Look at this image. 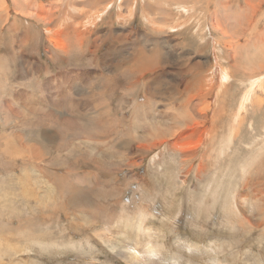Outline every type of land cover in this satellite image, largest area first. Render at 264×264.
Returning a JSON list of instances; mask_svg holds the SVG:
<instances>
[{"label": "rangeland", "instance_id": "1", "mask_svg": "<svg viewBox=\"0 0 264 264\" xmlns=\"http://www.w3.org/2000/svg\"><path fill=\"white\" fill-rule=\"evenodd\" d=\"M176 2L0 0V264H264V0Z\"/></svg>", "mask_w": 264, "mask_h": 264}, {"label": "crops", "instance_id": "2", "mask_svg": "<svg viewBox=\"0 0 264 264\" xmlns=\"http://www.w3.org/2000/svg\"><path fill=\"white\" fill-rule=\"evenodd\" d=\"M91 75L94 78V84H92L90 88H86V91L88 92L91 90L90 96L85 101L86 107L90 106L92 111H100L101 118L103 120H107L109 122L114 119L117 126L122 124L125 121L123 117H127L125 107L127 100L125 98V94L127 95V93L124 91L125 89H120L119 91L120 87L118 79L120 78V74L117 71H110L100 73L91 72ZM90 83H93L92 80ZM138 98L139 94L137 93V100L139 101ZM131 110L135 111V107L133 106ZM129 116L132 120L133 116L131 114ZM101 127L106 128L100 131L99 134L102 135V139L104 138V141H102L106 142L108 147L112 150V152H110L112 154H109L110 156L114 154V157L118 158L132 157L130 154L138 150V146L136 144L138 141L140 142V139H138L140 138V135L135 133V131H130L128 133L126 132V127L124 126H118V128L114 131L113 128L108 129L112 126H107L103 121L101 122L99 129ZM122 149L129 150L127 151V156L123 155ZM99 150L105 152V150H102V147H100ZM103 156L106 155H101V157Z\"/></svg>", "mask_w": 264, "mask_h": 264}, {"label": "bare ground", "instance_id": "3", "mask_svg": "<svg viewBox=\"0 0 264 264\" xmlns=\"http://www.w3.org/2000/svg\"><path fill=\"white\" fill-rule=\"evenodd\" d=\"M29 2V1H28ZM175 2H176V0H175ZM30 3V2H29ZM177 3V2H176ZM209 3V2H208ZM24 4V3H23ZM130 4V3H129ZM259 4V3H258ZM0 5H2V4H0ZM64 5V4H63ZM179 5V4H178ZM189 5V4H188ZM26 6H27V4H26ZM142 6V5H141ZM179 11H186V9H185V5H180V6H178V7H176ZM6 9V8H5ZM20 9V8H19ZM22 9V8H21ZM109 9V8H108ZM256 11V10H255ZM106 13L104 12H102V13H98V16L96 17L98 20H100L101 19V17H103L104 15H105ZM251 15V14H250ZM19 17V16H18ZM107 17V16H106ZM96 19V20H97ZM215 19L216 20H219V22H221L222 20H221V18L219 17V15H216L215 16ZM214 20V19H213ZM244 20V19H243ZM247 20V19H246ZM251 21V20H250ZM249 22V21H248ZM84 23H86V22H84ZM222 23V22H221ZM216 24V23H215ZM218 26H221V25H218ZM222 27H223V25H222ZM215 28V27H214ZM236 28V27H235ZM170 29H173V27H171ZM217 29V28H216ZM46 30H48V29H46ZM224 30V29H223ZM233 31V30H232ZM240 31V30H239ZM229 33H230V31H229ZM235 34V33H234ZM240 36V35H239ZM253 36V35H252ZM237 38V37H236ZM244 41V40H243ZM244 46V45H243ZM257 46V45H256ZM257 48V47H256ZM236 49V48H235ZM254 52V51H253ZM263 52V51H262ZM237 53V52H236ZM261 53V52H260ZM243 54V53H242ZM263 54V53H262ZM248 55V54H247ZM235 56L237 57V55L235 54ZM244 56V55H243ZM249 57V56H248ZM220 58V57H219ZM239 58V57H238ZM245 58V57H244ZM235 59V58H234ZM241 59V58H240ZM261 59H262V57H261ZM260 60V59H259ZM215 61V60H214ZM250 61V60H249ZM242 63V62H241ZM251 63V62H250ZM258 64V63H257ZM256 64V65H257ZM212 65V64H211ZM262 66V65H261ZM263 68V67H262ZM264 69V68H263ZM216 70V69H215ZM218 70V69H217ZM218 71H220L221 72V70H220V68H219V70ZM187 72V71H186ZM200 72V71H199ZM219 72V73H220ZM225 72V71H224ZM251 72V71H250ZM255 73V72H254ZM215 74V73H214ZM226 75H227V73H226ZM221 77V76H220ZM222 78V80L224 81V82H226L227 80H228V77H221ZM220 78V79H221ZM256 79L258 80V82L259 83H261V84H263V81H264V77L263 76H259V77H256ZM250 80H253L252 78H250ZM255 82H257V81H255ZM255 87V86H254ZM186 88V87H185ZM191 89V88H190ZM192 90V89H191ZM202 90V89H201ZM24 92V91H23ZM201 93V92H200ZM207 93V92H206ZM224 93V92H223ZM248 93V92H247ZM210 94V93H209ZM225 95V94H224ZM245 96H246V94H244ZM224 99V98H223ZM258 100V99H257ZM187 101H189V100H187ZM192 101V100H191ZM205 101V100H204ZM209 101V100H208ZM251 101H253V100H251ZM190 102V101H189ZM198 103V102H197ZM243 104H244V102H242ZM261 103V102H260ZM132 104V103H131ZM254 104V103H253ZM151 106V105H150ZM226 106V105H225ZM181 107V106H180ZM188 107V106H187ZM196 108V107H195ZM194 108V109H195ZM165 109V108H164ZM193 109V108H192ZM187 110V109H186ZM196 110V109H195ZM198 110H199V108H198ZM235 112V111H234ZM151 118V117H150ZM235 118H237V117H235ZM7 119V118H6ZM185 119V118H184ZM183 119V120H184ZM197 119V118H196ZM165 120V119H164ZM197 121V120H196ZM179 123H177V124H179V125H177L176 126V128H180L179 126H180V123L182 122L181 120L180 121H178ZM184 122H186V120H184L183 121V123ZM189 123V122H188ZM186 124V123H185ZM183 125V124H182ZM188 127V126H187ZM231 127H233V128H236V123L235 122H233V124H232V126ZM231 127H230V135H228V138H226L225 137V139H223V140H227V141H230L231 140V137H232V132H231ZM157 128H158V126H157ZM85 146V145H84ZM264 147V146H263ZM19 170V169H18ZM18 197V196H17ZM6 208V207H5ZM4 209V208H3ZM5 210V209H4ZM7 215V214H6ZM8 231V230H7ZM13 232V231H12ZM36 233V232H35ZM1 234V233H0ZM25 238V237H24ZM39 238V237H38ZM9 241V240H8ZM41 241V240H40ZM11 246V245H10Z\"/></svg>", "mask_w": 264, "mask_h": 264}]
</instances>
